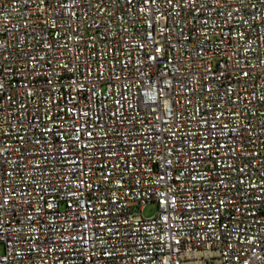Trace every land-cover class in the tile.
I'll return each mask as SVG.
<instances>
[{
  "label": "built area",
  "instance_id": "obj_1",
  "mask_svg": "<svg viewBox=\"0 0 264 264\" xmlns=\"http://www.w3.org/2000/svg\"><path fill=\"white\" fill-rule=\"evenodd\" d=\"M0 244L264 264V0H0Z\"/></svg>",
  "mask_w": 264,
  "mask_h": 264
},
{
  "label": "rangeland",
  "instance_id": "obj_2",
  "mask_svg": "<svg viewBox=\"0 0 264 264\" xmlns=\"http://www.w3.org/2000/svg\"><path fill=\"white\" fill-rule=\"evenodd\" d=\"M157 211V206L155 203H149L148 205H146L142 211H141V216L145 219H149L151 217H153L156 214ZM140 217V216H137ZM3 252V245L0 244V253Z\"/></svg>",
  "mask_w": 264,
  "mask_h": 264
}]
</instances>
